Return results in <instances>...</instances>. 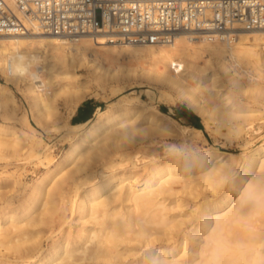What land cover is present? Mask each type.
Here are the masks:
<instances>
[{
  "label": "bare ground",
  "instance_id": "bare-ground-1",
  "mask_svg": "<svg viewBox=\"0 0 264 264\" xmlns=\"http://www.w3.org/2000/svg\"><path fill=\"white\" fill-rule=\"evenodd\" d=\"M32 21L30 32L0 34V72L6 81L28 80L38 112L47 113L50 108L49 87L58 74L75 75L85 65L94 79L101 80L109 67L103 66L100 57L123 59L118 66L126 77L149 78L176 90L204 117L206 128L215 111L199 93L216 97L215 109L228 102L231 90L256 102L264 99V36L260 32L240 30L235 41L209 40L187 31L166 44H112L102 35H53L34 28ZM201 58H206L203 64ZM244 77L251 78L250 84ZM10 98L12 91L0 82V106L6 108ZM241 106L244 117L260 111L245 103ZM135 114L131 107L98 108L79 127L67 153L37 178L19 205L0 192V264L262 262L264 142L245 141L235 163L226 162L229 158L224 161L226 151L216 146L200 155L177 154L175 147L161 154L153 135H165L172 127L152 124L148 116L150 124L142 131L137 125L140 114ZM146 134L150 143L138 147L137 137ZM11 142L0 139L1 145L15 148ZM93 158L101 162L100 167L93 169ZM65 202L78 222L73 231L55 226V213H59L55 206ZM44 226L51 231L46 238Z\"/></svg>",
  "mask_w": 264,
  "mask_h": 264
},
{
  "label": "rangeland",
  "instance_id": "rangeland-1",
  "mask_svg": "<svg viewBox=\"0 0 264 264\" xmlns=\"http://www.w3.org/2000/svg\"><path fill=\"white\" fill-rule=\"evenodd\" d=\"M196 41L206 43L202 40ZM126 44L122 43V45ZM90 57L93 58L94 55H90ZM98 59L101 63L103 62L105 68L109 67L107 74L102 72L104 75L101 76V80L94 79L92 72L85 65H80L75 75L60 73L53 79L52 87H49L50 99H48L51 106L47 113L38 112L28 89L26 78H22L17 83L6 81L5 76L0 72V82L12 91V98L8 100V106L6 108L0 106L3 107L0 108V129L2 127L0 139L8 138L12 141L11 143L16 144L15 148L0 144V192L3 195L12 196L15 204L19 205L23 201L22 197L33 190L32 186L37 178L44 175L48 169L53 168L67 153L70 142L77 138L79 127L86 122L74 123L72 113L85 100H96L100 103L102 111H116L131 107L133 113L140 114L141 120L137 125L141 130L148 128L150 124L147 126L148 116L152 117V124L158 122L169 128L172 127L174 131L170 129L168 133L165 132V135L162 133V135H153L155 145L160 147L157 152L161 154L175 147V150L178 148L177 154L200 155L216 146L220 150L226 151L227 154L221 156L224 161L229 158L226 162L235 163L243 152L245 141L248 140L257 145L264 142V99L256 102L246 98L245 94L231 90L230 95L232 96L225 99L228 102L220 106L219 109H215L218 99L199 93L203 103L215 111L208 120L206 128L204 117L188 106L176 90L169 89L149 78H138L135 75L126 77L124 71L118 66L123 59L117 60L118 62L115 58L113 60L101 57ZM205 60L206 58H201L200 63L203 64ZM93 62L91 61V63ZM43 73L46 74L47 71ZM113 73L117 76H114ZM249 78H243L246 84H250L251 78ZM206 86L211 87V82H206ZM231 103H235V105L231 106ZM242 103L260 108V111L254 116H241L244 108L241 106ZM178 111H185L184 116L187 115V119L184 116L177 119L175 115ZM227 113L231 114L230 117L227 116ZM194 123H199L202 128L194 126ZM8 127L9 129H7ZM238 128L241 130L239 133ZM149 135L140 137L141 139L136 135L139 142L137 146L148 145L151 141L150 138L147 140ZM146 140L147 142H145ZM96 160L97 158L92 160V163L94 161L96 163L93 164V169L101 166V162ZM206 171L204 170V172ZM48 182L50 183V181ZM49 183L46 186H49ZM71 183L72 179L70 178L65 183L66 187L70 188ZM55 197L59 204L61 201L57 196ZM23 203L26 204V202ZM63 203L61 204L63 205ZM62 205L55 206L59 207V210L57 208L59 213H55L57 223L55 226L57 229L63 227L73 231L78 224L75 214L73 213L72 216L67 202H65L67 206ZM63 214H65L64 218ZM61 219H64L63 224L60 223ZM44 228V238H46L48 234H51V231L47 229V226ZM60 234L62 236V232ZM260 264H264V259Z\"/></svg>",
  "mask_w": 264,
  "mask_h": 264
},
{
  "label": "built area",
  "instance_id": "built-area-1",
  "mask_svg": "<svg viewBox=\"0 0 264 264\" xmlns=\"http://www.w3.org/2000/svg\"><path fill=\"white\" fill-rule=\"evenodd\" d=\"M34 28L57 36L102 35L107 42L170 43L180 32L236 40L264 36V0H0V34Z\"/></svg>",
  "mask_w": 264,
  "mask_h": 264
},
{
  "label": "crops",
  "instance_id": "crops-1",
  "mask_svg": "<svg viewBox=\"0 0 264 264\" xmlns=\"http://www.w3.org/2000/svg\"><path fill=\"white\" fill-rule=\"evenodd\" d=\"M98 108H100V103L96 100H85L83 103L78 105V107L72 113V120L74 121V123L88 121L97 112ZM184 117L187 119V115H185ZM190 120L192 119L190 118Z\"/></svg>",
  "mask_w": 264,
  "mask_h": 264
},
{
  "label": "trees",
  "instance_id": "trees-1",
  "mask_svg": "<svg viewBox=\"0 0 264 264\" xmlns=\"http://www.w3.org/2000/svg\"><path fill=\"white\" fill-rule=\"evenodd\" d=\"M185 111H178L177 114L175 115L177 119H180L182 116H184ZM199 119V117H198ZM194 126L198 127V128H202V126L199 123H194Z\"/></svg>",
  "mask_w": 264,
  "mask_h": 264
}]
</instances>
